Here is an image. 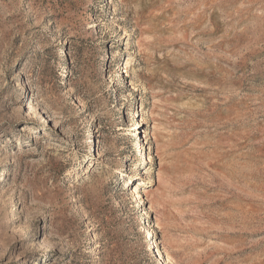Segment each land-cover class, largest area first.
Listing matches in <instances>:
<instances>
[{"label": "rangeland", "instance_id": "rangeland-1", "mask_svg": "<svg viewBox=\"0 0 264 264\" xmlns=\"http://www.w3.org/2000/svg\"><path fill=\"white\" fill-rule=\"evenodd\" d=\"M0 264H264V0H0Z\"/></svg>", "mask_w": 264, "mask_h": 264}, {"label": "bare ground", "instance_id": "bare-ground-1", "mask_svg": "<svg viewBox=\"0 0 264 264\" xmlns=\"http://www.w3.org/2000/svg\"><path fill=\"white\" fill-rule=\"evenodd\" d=\"M29 134H31L30 132H28ZM91 134V133H90ZM141 139V137H139L137 140L138 141H136V143H134L135 144V148H138V149H140L141 147H142V144H141V142H139V140ZM141 141V140H140ZM152 157V156H151ZM153 244V243H152Z\"/></svg>", "mask_w": 264, "mask_h": 264}]
</instances>
